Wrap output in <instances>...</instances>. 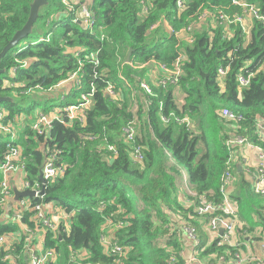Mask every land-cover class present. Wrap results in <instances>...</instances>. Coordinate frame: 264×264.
I'll use <instances>...</instances> for the list:
<instances>
[{"label":"trees","instance_id":"trees-1","mask_svg":"<svg viewBox=\"0 0 264 264\" xmlns=\"http://www.w3.org/2000/svg\"><path fill=\"white\" fill-rule=\"evenodd\" d=\"M75 1L49 0L34 28L41 20L43 25L51 27V34L36 43L19 45L21 41L1 62L6 72L0 74V96H10L13 101L0 104L6 113L0 124L15 134L14 129L26 124L19 141L27 158L28 179H38L47 158V145L61 150V160L67 165L64 176L47 183L43 198H31L34 203L55 205L70 223L67 230L63 221L57 235L46 233L45 249H54L59 254L47 264H110L112 259L104 251L101 234L112 212L124 222L115 235L128 249L126 264H185L181 254L182 237L188 236L185 226L198 233L200 242H193L198 256L215 260L213 256H219L228 245L219 244L218 239L209 245L201 237L196 198H192L193 204H187L188 195L180 185L182 172L187 173L190 190L217 199L230 155L228 140L232 136H245L264 146L258 134L253 135V124L264 117V22L255 19L250 40H246L238 23L227 27L220 22L209 25L198 20L206 11L216 13L220 6L230 14L241 12L230 0H187L183 12L179 11L177 0H91L89 7L96 14V25L89 29L76 21L74 10L67 9V3L76 7ZM246 1L255 4L264 16V0ZM32 2L0 0V52L27 22ZM163 19L175 31L193 24V42L186 39L180 42L164 26ZM158 21H161L159 27L152 29ZM100 26L105 29L100 30ZM131 49V63H127ZM179 52H183L185 60L178 85L159 86L157 78L149 72L151 61L170 66ZM142 65L145 66L139 67ZM227 66L228 73L222 77L219 70ZM78 68L81 86L71 83L65 99L61 100L59 95L58 109L52 105L42 111L50 114L78 104L91 84H95L85 120L73 124L55 120L45 143L46 138L34 133L32 128L37 113L27 122L26 116L31 115L16 97L34 88L53 89ZM242 71L254 74L245 89H240L237 81ZM139 78L147 79L154 95L140 89ZM108 82L119 91V96L109 95ZM177 87L183 93V103L177 99ZM49 96L46 100H52V95ZM33 101L26 110L37 107L38 103ZM224 109L244 116L241 128L233 121H226L222 115ZM170 112L189 116L193 127L175 121L163 123L161 114ZM134 124L137 135L134 140H128L124 128ZM2 136L4 131L0 129V162L9 143ZM137 145L144 154L140 162L134 157ZM233 168L229 195L239 209L237 232L244 236L255 229L249 215L254 213L255 208L251 210L256 207L254 202L261 197L252 199L256 196L253 181L244 177L238 166ZM2 179L0 171V182ZM242 195L250 199L245 206ZM101 202L105 203L103 210ZM4 210L8 216L4 218L0 210V236L21 235L13 241L14 250L0 251V264H29L23 250L26 235L11 219L15 209ZM23 222L35 229L34 212L25 213ZM8 252L12 254L11 260H5Z\"/></svg>","mask_w":264,"mask_h":264},{"label":"built area","instance_id":"built-area-1","mask_svg":"<svg viewBox=\"0 0 264 264\" xmlns=\"http://www.w3.org/2000/svg\"><path fill=\"white\" fill-rule=\"evenodd\" d=\"M231 3L235 6L241 8V12L235 11L232 14L227 12L224 6H220L219 10L216 13L210 11L204 12L198 17L199 22L209 23L212 22L215 24L220 22L227 27L231 24L238 23L241 26L242 34L245 36L246 40H250L251 31L254 25V20L259 19L264 22V16L259 12L258 7L255 4H251L246 0H230ZM187 0H177L178 8L180 12H183L187 8ZM74 3L78 5L74 7L72 4L66 5L69 11L74 10V15L76 21L82 23L86 28L93 29L96 25V14L89 7V0H76ZM148 9L144 12L146 13ZM246 17L250 18V23L246 21ZM206 20V21H205ZM161 24V21L156 22L152 29L158 28ZM195 28V27H194ZM104 26H100V30H104ZM169 32L175 34L176 37L181 40L186 39L189 42H193L192 32L193 24H190L186 27L181 28L180 30H174L170 26ZM104 38V35L101 36ZM49 39V37H47ZM76 55H79L77 52ZM185 60L183 52H179L178 57L172 62L169 66L165 63L159 61H151L152 63L157 64L156 71H163L162 76H156V71H152L155 78H157V83L159 86L167 87L169 83L178 85L181 75L183 74L182 65ZM150 63V62H149ZM95 64L98 65L99 61L96 60ZM145 65L139 66L144 67ZM229 66L225 68H220L219 72L222 77H226L228 73ZM80 68L74 72L70 78L64 81L62 84L56 86L49 91L59 88L61 85L68 83H75L77 87H80L82 82L79 77ZM98 77V74H95ZM253 73H245L244 71L240 72L237 76V81L240 89H245L251 84L253 78ZM127 84L130 86L129 81ZM140 89L146 92L149 95H154L153 89L150 84L144 78H139ZM96 90V85L91 84V89L82 95V99L78 104H71L65 106V109L60 110L59 112H52L50 114L44 113L43 111L39 112L35 118V122L32 125L34 133L44 136L47 139L53 129L54 121L58 120L62 123L73 124L74 122H84L86 110L90 107L92 103V97L94 96ZM106 91L109 95L114 97L119 96V91L114 88V85L111 82H108ZM161 109L163 108V103H161ZM5 111L0 108V120L5 115ZM226 121H233L239 128H241L240 122L244 119L242 114L233 113L229 109H224L222 113ZM162 122L169 124L172 121H175L179 124L186 125L188 127H193L194 123L189 116H179L175 112H170L167 114H161ZM0 129L4 132H11L14 136L16 135L13 130H10L9 127H3L0 124ZM124 134L126 139L134 140L137 135V129L135 124L130 125L124 128ZM261 138V141H264V117H261L255 121L253 124V135H257ZM228 149L230 155L227 160V169L221 177V184L219 188V198H210L207 194L202 193L198 194L195 191L188 188L189 193L187 192L188 199L190 202L187 204H193V199L196 198L195 211L197 215L208 224L209 229L212 233V240L218 239L219 244H228V245H239L235 241L234 236L238 235L237 232V223H239V209L237 203L229 195V187L234 181L233 166H238L241 162L247 166V172H255V177L253 181V191L257 195L264 196V146L262 144H255L251 142L245 136H232L228 142ZM111 150H114L113 147H110ZM252 151L254 156L257 158L256 164H251L248 161V155L246 151ZM47 158L43 164L41 170L43 175V180L36 179L31 181L27 177L25 172L26 168V156L23 154V147L17 144L14 140L9 141L8 148L4 154L3 160L0 162V171L3 173V179L0 182V210H3L5 216V208L14 207V212L11 213V219L13 222L18 223L24 234L26 235V243L24 244L23 250L26 251V254L29 256V264H47L49 261H55L59 254L54 249H45L43 252H38L36 249V240L38 232H42V236L45 237L48 231L55 233L56 235L59 232L60 224L65 219V214H48L44 208L43 202L34 203L31 198H21L19 201H15L14 187H17L20 191H25L31 189L35 191V196L33 198H43V190H45L47 183L53 182L56 179L64 176L67 165L61 160L62 151L56 147H51L50 145L45 147ZM134 157L136 161H143L144 154L142 147L140 145L135 146ZM243 166V165H242ZM22 171L23 179L21 180V186H14L12 181V173L17 174L16 171ZM9 202H11V207H8ZM101 210L105 208V203L101 202ZM34 212V222L36 228L32 229L28 227L27 223L23 222L25 213ZM111 226L116 232V230L124 226V222L121 219H116V212H112L109 217H107L106 222L102 226L101 234V243L104 247L105 253L111 257L112 261L110 264H126L125 260L127 258V248L123 247L117 237L114 234H107V227ZM68 228V227H66ZM185 232L188 234L191 240L195 244L200 242L198 233L193 228L184 227ZM69 229V228H68ZM67 229V230H68ZM223 229V233L221 230ZM21 233H16L14 235H2L0 236V251L5 249L9 251L10 249L14 250L12 247L13 241L19 238ZM181 239L179 238V241ZM164 243L166 241H163ZM45 243V242H44ZM181 254L184 258L183 252ZM237 257L239 255L237 254ZM75 259V255L72 256ZM12 254L8 252L5 255V260H11ZM14 259V258H13ZM198 260V264H217L215 260L208 259L205 261L199 260L197 256L192 258H184L185 264H191L192 261ZM13 261V260H12ZM95 264V263H90Z\"/></svg>","mask_w":264,"mask_h":264},{"label":"crops","instance_id":"crops-1","mask_svg":"<svg viewBox=\"0 0 264 264\" xmlns=\"http://www.w3.org/2000/svg\"><path fill=\"white\" fill-rule=\"evenodd\" d=\"M246 21L250 23V18L246 17ZM163 24L169 30L171 26L170 23L167 20L163 19ZM156 69L158 68L153 69V71H156ZM162 75H163V71L161 70L156 71V76H162ZM59 88L60 89L58 91V95H61L60 96L61 100H64L66 97L65 94L71 88V83L65 84ZM180 93L183 94L181 90H180ZM51 97L53 98V96ZM177 99L179 101H182L183 103V96L181 97L178 96ZM41 111L42 110H39L37 114ZM25 126L26 124L24 123L22 126V129H24ZM18 137L20 138L19 133H18ZM247 155H248V161L253 165L256 164L257 158L256 156H254V153L252 151L247 150ZM241 163L243 165L242 174L244 175V177H246L248 180L250 179L254 181L255 172H247L246 171L247 166H245L243 162ZM21 172H18L17 174H13V173L11 174L13 177L12 181H13L14 186H19V187L21 186V183H22L21 180L24 177L23 173ZM182 174H183L182 186H183L184 192L187 194V191L184 188L185 186L184 182L187 184L186 182L187 173L182 172ZM187 186L189 188L188 184ZM258 197H261V198L259 199V201L257 200L256 202H254L256 204V207H253L251 209L253 211V209L255 208V211L254 213L249 215V218L252 221L251 224L255 225V229L252 232H247V234L244 236L239 235V234L235 235L234 239L235 241L239 243V245H236V244L228 245L227 244L228 247H226V249L222 253H220L219 256L214 255L213 257L215 258V261L217 262V264H264V196H258ZM182 199L183 200L185 199L184 195H182ZM8 207H11V202H9ZM44 208L48 214H58V213L63 214V212L53 204L44 205ZM6 216H8V214H6ZM65 219H66V222H65ZM65 219L63 220L65 223V226L69 228L70 223H69V220L67 219V215H65ZM198 221L200 222L199 225L202 230V233H200L201 237L206 239L207 244L210 245L213 240H212V233L209 229V226L202 219H198ZM106 231H107L106 233L109 235L110 234L112 235L115 233L111 226H108ZM42 235H43L42 232L39 231L37 235L38 238L36 240V249L38 252H43L45 250L44 237ZM182 238H183L182 252H183L184 258L188 259V258L197 256L198 259L202 261L211 259L208 257L200 258L198 256V253L196 252L193 246V240H191L189 236L184 235ZM237 254L239 255V257H237ZM26 258L29 261V256L27 254H26ZM13 262H15V258L13 259ZM191 264H198V260L193 259Z\"/></svg>","mask_w":264,"mask_h":264},{"label":"rangeland","instance_id":"rangeland-1","mask_svg":"<svg viewBox=\"0 0 264 264\" xmlns=\"http://www.w3.org/2000/svg\"><path fill=\"white\" fill-rule=\"evenodd\" d=\"M91 0H89V3H90ZM45 9V7H43V10ZM51 31V27L47 26V25H43L42 24V21L40 20L39 23L35 26L32 34L29 36L28 40H23L19 45H23V44H26L28 42H37L40 38H44L46 37L48 34H51L50 33ZM157 68V64L156 63H153L151 65V70L149 72H152L153 69ZM145 80H147L146 78H144ZM60 88H57L55 90H52V91H49V90H42V89H39V88H34L32 89L30 92L28 93H24V95L22 94L21 96H18L16 97L17 98V102L23 106V108L25 109L24 111L27 113V114H30L31 116H26L27 117V122L31 121V117H34V115L39 111V110H42L44 109V107H52L55 106L56 109H58L60 106V102H59V95H58V91H59ZM176 90V96L178 97H181L183 96L181 93H180V90H178V88L175 89ZM37 95H43L41 98L38 97ZM49 95H52L53 98L52 100H46V97H48ZM50 97V96H49ZM36 100V103H38L37 107H34L32 109H28L26 110V108H30L31 107V103L34 102L33 101ZM179 103H182V101H179ZM137 109L135 108V111ZM139 124V121L137 122ZM22 127H18L17 129H14V131L16 132V135L14 136L11 132H4V135L5 136H2L3 139L5 141H12L14 140L15 142L19 141V137H18V133L21 135L22 133ZM209 136V141L210 143L212 144V141H211V137L210 135ZM20 142V141H19ZM19 145H21V142L18 143ZM203 148H204V151H206V146L204 144H202ZM247 153V151H246ZM17 173L18 172H21L20 170L16 171ZM183 172H186V171H183ZM182 184V178H181V182H180V185ZM184 188L185 190L189 193V190H188V186L187 184L184 182ZM255 194V193H254ZM256 196H253L252 199H258V195L255 194ZM28 197H26L27 199ZM242 198H243V203H244V206L247 205L249 202H250V199L249 197H246L245 195H242ZM4 218H7L6 214L4 216ZM65 222H66V219H65Z\"/></svg>","mask_w":264,"mask_h":264},{"label":"water","instance_id":"water-1","mask_svg":"<svg viewBox=\"0 0 264 264\" xmlns=\"http://www.w3.org/2000/svg\"><path fill=\"white\" fill-rule=\"evenodd\" d=\"M49 5V0H33L31 4V10H30V15L28 17L27 22L25 25L19 29L11 39V41L2 49L0 52V74H3L6 72V69L1 68V62L2 59L5 57V55L10 51L12 48H14L16 45H18L21 41L29 37L34 29V25L37 23L38 18L40 16V12L43 9V7ZM35 43V42H34ZM132 54H133V49L129 51L126 57V62L131 63L132 59ZM6 101H13V98L10 96H0V104ZM239 167V166H238ZM239 170L242 171V165L239 167ZM39 179L43 180V175H42V170H40L39 173ZM14 194H15V201H19L21 198H33L35 196V191L31 189H27L25 191H20L17 187H14ZM43 193L45 191L43 190ZM221 233H223V229L221 230Z\"/></svg>","mask_w":264,"mask_h":264},{"label":"bare ground","instance_id":"bare-ground-1","mask_svg":"<svg viewBox=\"0 0 264 264\" xmlns=\"http://www.w3.org/2000/svg\"><path fill=\"white\" fill-rule=\"evenodd\" d=\"M241 165H242V163H240L238 166L239 167H241ZM233 170H234V168H233ZM230 188V187H229ZM186 202H190V200L189 201H186ZM197 232V231H196Z\"/></svg>","mask_w":264,"mask_h":264}]
</instances>
